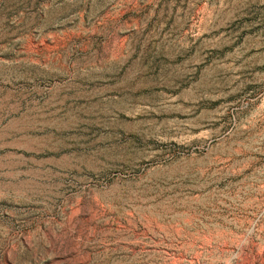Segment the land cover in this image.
I'll list each match as a JSON object with an SVG mask.
<instances>
[{
    "label": "rangeland",
    "instance_id": "1",
    "mask_svg": "<svg viewBox=\"0 0 264 264\" xmlns=\"http://www.w3.org/2000/svg\"><path fill=\"white\" fill-rule=\"evenodd\" d=\"M0 264H264V0H0Z\"/></svg>",
    "mask_w": 264,
    "mask_h": 264
}]
</instances>
